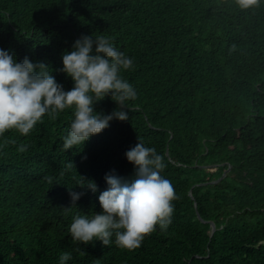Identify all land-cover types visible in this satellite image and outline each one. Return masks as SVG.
I'll list each match as a JSON object with an SVG mask.
<instances>
[{"label": "trees", "instance_id": "obj_1", "mask_svg": "<svg viewBox=\"0 0 264 264\" xmlns=\"http://www.w3.org/2000/svg\"><path fill=\"white\" fill-rule=\"evenodd\" d=\"M82 34L110 37L134 59L122 75L137 96L128 120L80 149L61 147L70 109L27 136H0V264H59L63 252L68 264H264V0H0V48L44 62L65 90L61 55ZM115 107L110 97L94 105ZM139 140L164 157L172 223L119 254L72 242V217L98 197L75 184L103 185L112 170L131 180L124 153ZM69 187L85 193L76 206Z\"/></svg>", "mask_w": 264, "mask_h": 264}, {"label": "clouds", "instance_id": "obj_2", "mask_svg": "<svg viewBox=\"0 0 264 264\" xmlns=\"http://www.w3.org/2000/svg\"><path fill=\"white\" fill-rule=\"evenodd\" d=\"M258 2L236 0L241 9ZM61 62L60 71L73 82L69 90L44 62H33L27 56L18 60L13 51L0 48V136L12 129L27 136L45 114L54 118L70 109L72 119L61 138V147L66 151L76 146L80 149L113 119L128 120L127 102L134 100L137 92L122 73L134 70L135 62L114 45L112 38L82 34L73 41L70 51L62 53ZM105 97L116 104L107 114L94 108ZM19 151H25V146L21 145ZM124 155L134 166L131 180L112 170L105 174L103 185L97 186L91 179L75 184L98 197L94 205L72 217L67 229L72 242L94 243L102 253L119 254L139 248L145 235L155 231L157 225L166 231L172 223L176 194L171 182L161 175L166 166L164 157L140 140ZM47 179L51 185L59 183L52 177ZM84 194L69 187L71 206H76ZM71 259L70 252H63L59 264H68ZM87 264L102 263L94 259Z\"/></svg>", "mask_w": 264, "mask_h": 264}, {"label": "water", "instance_id": "obj_3", "mask_svg": "<svg viewBox=\"0 0 264 264\" xmlns=\"http://www.w3.org/2000/svg\"><path fill=\"white\" fill-rule=\"evenodd\" d=\"M227 171H228V169L219 178L214 180V182L219 181L226 174ZM195 207H196V203H195ZM196 213H197V216H199L197 211H196ZM199 218H200V216H199ZM210 224H211V229H212V232H213L214 231V224H213L212 221H210Z\"/></svg>", "mask_w": 264, "mask_h": 264}, {"label": "rangeland", "instance_id": "obj_4", "mask_svg": "<svg viewBox=\"0 0 264 264\" xmlns=\"http://www.w3.org/2000/svg\"><path fill=\"white\" fill-rule=\"evenodd\" d=\"M207 170L210 172H214L216 169H215V167L209 166V167H207Z\"/></svg>", "mask_w": 264, "mask_h": 264}]
</instances>
